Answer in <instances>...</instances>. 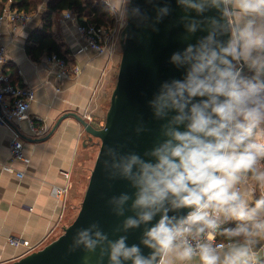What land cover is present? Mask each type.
<instances>
[{"label": "clouds", "instance_id": "1", "mask_svg": "<svg viewBox=\"0 0 264 264\" xmlns=\"http://www.w3.org/2000/svg\"><path fill=\"white\" fill-rule=\"evenodd\" d=\"M123 29L130 20L159 32L171 0H104ZM184 47L169 64L136 138L154 132L142 152L105 144L99 160L118 221L76 229L65 256L82 264H264V0H175ZM104 133L110 130L106 127ZM131 141V137L129 138ZM139 232L138 242L129 234ZM219 241V242H218Z\"/></svg>", "mask_w": 264, "mask_h": 264}, {"label": "crops", "instance_id": "2", "mask_svg": "<svg viewBox=\"0 0 264 264\" xmlns=\"http://www.w3.org/2000/svg\"><path fill=\"white\" fill-rule=\"evenodd\" d=\"M47 1L36 4L24 25L14 28L5 14L0 26V43L7 57L5 70L13 83L35 91L28 119L0 124V264L26 254L25 246L11 245L9 237L26 240L40 249L75 218L95 157L83 126L70 113L84 119L89 114L92 124L99 127L105 118L104 103L110 99L108 92L116 81L117 44L103 54L91 48L79 51L85 40L76 23L64 18L66 10L52 14L51 31L62 49L61 57L69 66H79L80 72L58 80L47 62L48 54L43 53L38 60L28 55L29 35L42 27ZM7 8H12L10 2L2 13ZM80 19L87 21L86 16ZM30 122L43 128L41 134L33 133ZM14 137L21 140L27 162L15 160L11 166L22 176L5 169ZM53 186L66 187L61 198L51 195ZM258 256L264 257V248Z\"/></svg>", "mask_w": 264, "mask_h": 264}, {"label": "water", "instance_id": "3", "mask_svg": "<svg viewBox=\"0 0 264 264\" xmlns=\"http://www.w3.org/2000/svg\"><path fill=\"white\" fill-rule=\"evenodd\" d=\"M133 2L146 9L150 16L155 15L152 5L146 3V0H133ZM171 3L174 9L173 14L158 25L159 32H153L150 28L143 26L138 27L132 20L126 28L121 29L120 62L103 126L96 127L81 116L70 113L83 126L89 141L92 138L99 140L98 151L75 218L64 227L57 238L42 248L4 264H82V252L78 251L71 256H65L66 248L71 243L76 229L86 227L90 222L99 221L104 230L110 232L112 226L118 222L111 215L106 201L111 195L127 190V186L124 182H115L109 188L98 162L105 144L128 142V148H135L142 152L154 139V132L136 138L132 130L141 116L149 122L153 130L158 127L157 123L151 120L146 101L151 98L162 80L181 75L168 62L171 53L183 48L185 43L181 39L182 27H172L181 13L175 7V0H171ZM66 116L68 115H64ZM106 127L110 130L107 134L103 131ZM130 137L131 141H129ZM138 237V231L132 232L129 234L128 242L136 243ZM105 264H107L106 261Z\"/></svg>", "mask_w": 264, "mask_h": 264}, {"label": "built area", "instance_id": "4", "mask_svg": "<svg viewBox=\"0 0 264 264\" xmlns=\"http://www.w3.org/2000/svg\"><path fill=\"white\" fill-rule=\"evenodd\" d=\"M5 14L9 23L14 25V28L24 25L30 18V14L16 8H7L6 12L0 15V26L5 18ZM64 18L70 19L76 23L77 30L85 40V45L79 51L85 48H91L98 54H103L113 48L114 44L119 43V35L121 28L116 23L114 27L98 26L89 21L79 22V17L74 10L68 9L64 12ZM117 22V21H116ZM47 62L50 63L51 69L58 80L76 76L80 72L77 65L69 66L64 57L52 53L47 56ZM7 57L5 48L0 43V124H5L6 121H17L28 119V109L34 99L35 91L32 87L26 85H17L12 82L10 73L5 70ZM85 120L89 123H94L91 115H84ZM103 122L99 127L103 126ZM30 128L35 134H41L42 127L36 126L30 122ZM15 160H23L27 162V158L23 155V145L19 138L14 137L10 141L9 148V163L5 165V169L22 176L21 172L16 171L11 166V162ZM66 192L65 186L51 187V195L55 198H61ZM8 242L15 247L23 245L26 248V254L37 250L38 245H30L26 240H20L15 237H9ZM219 242V241H218Z\"/></svg>", "mask_w": 264, "mask_h": 264}, {"label": "trees", "instance_id": "5", "mask_svg": "<svg viewBox=\"0 0 264 264\" xmlns=\"http://www.w3.org/2000/svg\"><path fill=\"white\" fill-rule=\"evenodd\" d=\"M41 0H0V15L4 6L10 2L12 8L30 13ZM74 10L78 17H87V21L95 23L98 26L114 27L116 18L109 14L106 5L101 0H48L46 10L43 13V25L32 31L28 40L30 43L26 45L28 55L38 60L43 54L55 53L62 56V49L55 41L51 31V16L56 11ZM80 22L82 20L80 19Z\"/></svg>", "mask_w": 264, "mask_h": 264}, {"label": "rangeland", "instance_id": "6", "mask_svg": "<svg viewBox=\"0 0 264 264\" xmlns=\"http://www.w3.org/2000/svg\"><path fill=\"white\" fill-rule=\"evenodd\" d=\"M117 23V22H116ZM115 23V24H116ZM116 26V25H115ZM117 46H118V48H117V53H118V55H119V60H118V64H117V67H116V77H117V71H118V66H119V62H120V56H121V50H120V45H119V43H117ZM115 85V84H114ZM114 85H113V87H114ZM113 87L109 90V92H108V94L109 95H111V92H112V90H113ZM109 101H110V99H109ZM109 101H106L105 103H104V110L106 111L107 110V108H108V105H109ZM104 123V122H103ZM91 142H92V147H93V156L94 157H96V154H97V151H98V146H99V140L98 139H96V138H92V140H91ZM95 159V158H94ZM91 168H92V166H91ZM79 209V208H78Z\"/></svg>", "mask_w": 264, "mask_h": 264}]
</instances>
